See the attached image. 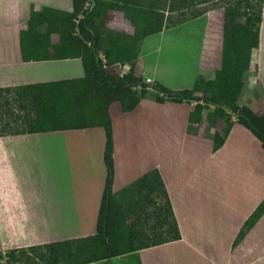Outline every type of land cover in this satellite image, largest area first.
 <instances>
[{"label": "crops", "instance_id": "1", "mask_svg": "<svg viewBox=\"0 0 264 264\" xmlns=\"http://www.w3.org/2000/svg\"><path fill=\"white\" fill-rule=\"evenodd\" d=\"M32 6L72 10L73 3L0 0V88L86 75L81 58L23 59L20 34ZM108 26L134 30L117 9L109 12ZM223 36L224 11L209 10L148 35L135 68L148 81L175 90L192 88L198 76L213 78L221 67ZM258 49L251 65L254 83L249 85L257 96L254 105H247L262 115L264 5ZM117 68L114 64L108 69ZM128 68L126 64L122 71ZM194 103L145 97L124 111L120 102H112L117 184L128 185L158 168L182 236L85 264H110L122 256L138 259L133 264H155L160 258L148 253L163 249L166 254L170 246L180 256L196 253L202 264H264V146L234 122L224 144L214 150L213 135L223 120L210 126L203 119L190 126ZM177 122L182 125L178 137L173 135ZM105 144V132L97 127L0 134V252L96 233L107 177Z\"/></svg>", "mask_w": 264, "mask_h": 264}, {"label": "trees", "instance_id": "2", "mask_svg": "<svg viewBox=\"0 0 264 264\" xmlns=\"http://www.w3.org/2000/svg\"><path fill=\"white\" fill-rule=\"evenodd\" d=\"M72 3V10L32 6L28 25L20 34L22 57L26 61L81 58L86 75L0 88V134L88 127L104 130L107 177L96 233L12 248L6 251L7 264H85L181 238L158 168L128 185L117 184L112 102H120L124 111L133 110L145 97L160 103L195 102L189 113L190 126L203 119L210 126L219 120L224 122L213 135L214 150L224 144L234 122L252 131L264 146V113L260 115L249 105L239 103L260 44L264 0H234L225 5L221 67L213 78L198 76L192 88L178 90L157 80L148 81L136 70L141 45L148 35L204 12L173 22L162 8L163 0ZM114 9L124 12L133 32L108 26L109 12ZM54 34L57 41L52 39ZM114 64L118 71L108 69ZM126 64L129 68L123 72ZM227 109L237 114L236 120ZM0 257L3 259V252Z\"/></svg>", "mask_w": 264, "mask_h": 264}, {"label": "rangeland", "instance_id": "3", "mask_svg": "<svg viewBox=\"0 0 264 264\" xmlns=\"http://www.w3.org/2000/svg\"><path fill=\"white\" fill-rule=\"evenodd\" d=\"M170 1L174 10L172 8L170 9ZM233 1L234 0H163V3L161 5L162 8L165 10L166 15L168 14L173 22H179L181 20L190 18L193 15H198L202 12H207L213 9H219L224 11L225 5ZM256 50L258 51L259 49L257 48ZM252 72L253 69H251L250 73H248L249 75L245 80L244 88L240 94L239 103L241 104L252 103L254 105V99H256L257 96L256 90L252 91L251 89L249 91L250 89L249 85L251 86V84L254 83L250 76ZM208 74L209 73H206V76H208ZM1 116L3 117V115ZM0 124H2V121H0ZM181 126H182L181 123L177 122L176 128L178 129H174L173 132L174 136L177 137L180 136L179 131L181 129ZM152 221L153 219L149 220L150 223ZM239 247L238 249L236 248L237 249L236 254L238 257V261L242 262L244 261V253L243 250L241 251V248ZM173 250H175V248L173 249L170 246L166 254L164 253L163 249L150 251L148 254L150 255L151 258L152 257L160 258V261L158 260L157 262H155V264H202V261L199 259V257L195 255L196 253H193V255L187 254L184 256H180L177 251L174 252ZM134 257L137 256L135 255ZM133 261L137 263L138 259H134L128 256H122L120 258L113 260L110 264H133ZM0 264H5L4 259H2L1 257H0Z\"/></svg>", "mask_w": 264, "mask_h": 264}, {"label": "built area", "instance_id": "4", "mask_svg": "<svg viewBox=\"0 0 264 264\" xmlns=\"http://www.w3.org/2000/svg\"><path fill=\"white\" fill-rule=\"evenodd\" d=\"M102 57H103V59H104V61H105V63H106V60H105V58H104L103 55H102ZM106 66H108L107 63H106ZM227 111L230 112V113L232 114V118H233L234 120L237 119L238 116H237L236 113H234L233 111H231V110H229V109H227ZM3 256H4L3 259H4V261H5V264H7V262H6V259H7L6 251L3 252Z\"/></svg>", "mask_w": 264, "mask_h": 264}]
</instances>
